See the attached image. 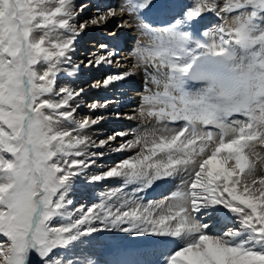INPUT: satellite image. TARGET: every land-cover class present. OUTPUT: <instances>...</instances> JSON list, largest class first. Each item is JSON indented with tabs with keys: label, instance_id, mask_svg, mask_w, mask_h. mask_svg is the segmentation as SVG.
Masks as SVG:
<instances>
[{
	"label": "snow or ice",
	"instance_id": "1",
	"mask_svg": "<svg viewBox=\"0 0 264 264\" xmlns=\"http://www.w3.org/2000/svg\"><path fill=\"white\" fill-rule=\"evenodd\" d=\"M88 7L0 0V264H102L61 255L103 233L143 240L114 264H264V0H123L85 20ZM118 12L152 42L130 68L73 87L84 69L123 67L107 43L74 59L87 31ZM141 73L132 115L105 116L112 99L85 101ZM113 115L142 125L93 140ZM105 148L132 154L105 167ZM176 178L159 202L124 195ZM109 179L121 186L74 207L78 185Z\"/></svg>",
	"mask_w": 264,
	"mask_h": 264
},
{
	"label": "bare ground",
	"instance_id": "2",
	"mask_svg": "<svg viewBox=\"0 0 264 264\" xmlns=\"http://www.w3.org/2000/svg\"><path fill=\"white\" fill-rule=\"evenodd\" d=\"M89 1H91V0H89ZM94 1H96V2L93 5H91V6H90V2L86 1V3L89 5L90 8H92V7L93 8L94 7H96V8L100 7L101 9H103V8H105L108 5H111L113 7H118L123 2V0H104V1L94 0ZM126 18H127V20H125ZM122 19L124 21H126V23H125L124 27H122V28H120L118 30V32L115 35V37H113L114 36L113 34L110 35L112 32L111 33L109 32L110 34H108L106 32V30L108 28H112V26H114L115 24L121 23ZM129 19H130V16H128L127 14H121V13L118 12L117 17L111 18L109 20V22L106 25H104V26L96 27V32L92 33L89 36V37L96 38V40H94V41L91 40L92 42L91 41L89 42V40L86 41V42H83V46H87V44H89L88 48L89 47L90 48H89L88 51H92L93 52L95 49L92 50V48H94L95 46L97 47L98 46L97 45L98 42H99V44L100 43H108V42H110L111 44H114L115 46H119V47H120V45H122L124 43H127V45H128L127 36H132L133 35V33L130 34V32H129V30H131L130 27L132 26L131 25L132 22L128 25V20ZM210 20L213 23H215V16H211ZM134 22H135L136 25L138 24L137 20H134ZM135 28H136V31H139L137 26H135ZM101 32H103L104 34L101 33ZM89 33H91V32H89ZM105 40H107V41H105ZM90 45H92V47ZM83 46H82V48L80 46H77V47L80 50L82 49L81 51H79V52H81L80 55L86 58L87 55H85V54L83 55V53H82L83 50H84ZM89 53H91V52H89ZM81 56H80V58H82ZM122 56H124V58H123L124 60H122L121 58H119V60L121 61V64L123 65V67H121L120 65H113L111 67H103L99 71L92 70V73L90 74V76H89V74L88 75H85V74H87V72L89 73V71H91V70L87 71L88 69H84L83 70V74H82L84 79H82V82L88 81V80L89 81H93V80L101 79L108 73L122 72V71L126 70L127 68H130L131 65L129 64V59L127 58V54H124ZM80 78H81V76L79 77V79ZM144 79L145 78H144L143 74L141 73V74H138V75H136L134 77L129 78L128 80H126L124 82H121L120 84H118L116 86L109 87L107 90L100 89L99 91H97V90H94V89H91V90L89 89V94L85 97V101L88 100L87 102H91L94 99L103 100L105 98L112 99V100H115L116 103H114L113 105H110V108L104 112L105 116H108L110 112H115L116 110H119L121 113H124V114H127V115H132L133 111L136 108H138V106H139L140 97H141V95L143 94V91H144V84H143ZM66 82L67 81H63V80L61 81L62 84L66 83ZM79 83L81 85V80L77 81L75 79V83L72 84V86L73 87H76V86L78 87L77 84H79ZM98 114L99 113H95L93 115H98ZM79 115H81V114H79ZM109 121L110 122L113 121L112 123H114V122L120 123L121 122L128 129L129 128L131 129L132 127H137L139 125L140 126L142 125V122L140 120H128V119H125V118L117 119V118H115L114 115L111 116L109 119H106L102 123L108 124ZM101 124H99V125H101ZM136 129H138V128H136ZM88 134L90 136H92V130ZM260 149H262V148H258L257 149V151L260 153V157H261V159L257 163V175H264V150H260ZM105 152L107 153L108 150H106ZM125 154H129L130 155L132 153L131 152H125ZM110 157H112V156H109V155L105 156L103 158L104 159L103 162H105V164H107V162L109 161ZM176 179H178V178H176ZM176 179H174L173 181L172 180H167V181L159 182L158 185H154L152 189H149V190H151V196L148 197V199H149L148 201L157 200L159 198L157 195L159 193H163L164 192V189H163L162 186H165L166 184H168V185L175 184L176 182H174V181ZM114 181H115V179H109L108 180L107 184H110V185H108L109 189H111L113 186L114 187L116 186ZM104 182H102L101 184L96 185V187L98 189L102 188V184H106ZM118 182H120V181H118ZM119 186H121V185H119ZM130 187L135 188V186H130ZM174 188H175V186H172L171 189L174 190ZM127 189H129V188L126 187L124 189L125 197L128 198V199H133V198L135 199L134 195L131 194L132 190L130 189L131 191H129ZM137 194H141V193H137ZM145 194H147V193L145 192ZM169 194H171V193L169 192ZM165 196H167V195L165 194ZM140 197L144 200V195L143 196L141 195ZM97 236H98L99 239H107L108 238L109 242L108 241H106V242L110 243V240H115L116 238L118 239V237H122V239H123V237H126L127 234H123V233H115V234L103 233V234H97ZM119 239H121V238H119ZM124 240H127V241H125L123 243L121 241L120 242L121 245L120 244L119 245L110 244V249L108 251H104L106 249L103 247L104 244L101 243L100 246L102 247V251L95 252L94 255H98L95 258H97V259H99L101 261V260H104L105 258L108 257V259L105 260L107 264H114L115 261L132 258L130 254L133 253L138 248V246L143 243V240L141 238H135V237H130V236L127 237V238H124ZM101 247H99V248H101ZM88 257H90V258L92 257L93 258L92 254H89ZM34 264H35V260H34ZM102 264H105V262H102Z\"/></svg>",
	"mask_w": 264,
	"mask_h": 264
},
{
	"label": "rangeland",
	"instance_id": "3",
	"mask_svg": "<svg viewBox=\"0 0 264 264\" xmlns=\"http://www.w3.org/2000/svg\"><path fill=\"white\" fill-rule=\"evenodd\" d=\"M86 1H88V2H90V6L91 5H93L96 1H94V0H91V1H89V0H83V2H85L86 3ZM98 1V0H97ZM100 1H104V0H100ZM81 1L79 0H77V3H80ZM96 7H92V8H90V7H88V9H87V11H86V13L84 14V16H83V18L85 19V20H87V19H89L90 17H92L95 13H96ZM216 18V22L218 23L219 22V18H217V17H215ZM229 22H231L230 20H229ZM118 24H120V23H117V24H115L114 26H112V28H108L107 30H106V32L108 33V34H110L111 32V34L110 35H114L113 37H115V35L117 34V32H118V30L120 29V28H117V25ZM132 24H134L133 23V21H132ZM89 32H91V33H89ZM94 32H96V27H92L91 29H89L88 31H87V33L83 36V38H82V40H80L79 41V45L78 46H80L81 48H82V46H83V42H86V41H88L89 40V42L92 40V41H94V40H96V38H93V37H89L92 33H94ZM110 32V33H109ZM89 33V34H88ZM101 33H103V32H101ZM104 34V33H103ZM120 35V34H119ZM85 37V38H84ZM91 41V42H92ZM136 41V40H135ZM97 43V42H96ZM88 45L89 44H87V46H83V48H84V50H83V55L85 54V55H89V52H92V51H88L89 50V48H88ZM97 45L99 46V42L97 43ZM91 47H92V45H90ZM98 46L96 47H94V48H92V50H94L93 52H95L96 51V49L98 48ZM87 47V48H86ZM78 48V47H77ZM86 49V50H85ZM82 50V49H81ZM79 48H78V50H77V52H76V54H75V56L76 57H74V59L76 60V62H79V61H81V60H84L85 59V57H83V56H81L80 54H81V52H79V51H81ZM79 56V57H78ZM80 56L82 57V58H80ZM77 58V59H76ZM119 59V58H118ZM87 71H89V70H87ZM92 73V70L91 71H89V73L87 72V74H85V75H88L89 74V76H90V74ZM77 81H80L81 80V85H80V83L79 84H77L78 85V87H81V86H83V87H87V85L89 84V83H91L92 81H84V82H82V79H84L83 78V75H81V78L79 79V78H75ZM94 79V78H93ZM92 79V80H93ZM63 83V82H62ZM77 87V86H76ZM91 90V89H90ZM88 101V100H87ZM86 101V102H87ZM89 110L85 107V108H83V109H81L80 110V112H79V114H81V115H79V117H83V116H85L86 114H91V113H89L88 112ZM78 117V118H79ZM113 122V121H112ZM112 122H110L109 121V123L108 124H104V123H102L101 125H98L96 128H94V129H92V139L93 140H96L97 142L100 140V139H105V138H107L109 135H111L113 132H115V131H123V130H127L128 128H126L121 122L120 123H116V122H114V123H112ZM112 123V124H111ZM141 126L139 125V126H137V127H132L130 130H134V129H136V128H140ZM128 129V130H129ZM138 129H136V130H138ZM119 143V139L115 142V143H113V147H115L116 146V144H118ZM106 150H108V148H105L104 149V151H106ZM260 150H264V148H262V149H260ZM106 153V152H105ZM112 156V157H110V159H109V161L107 162V164H105V162H103V160H100V161H98V165L99 164H103L105 167H107V166H109V165H111V164H113V163H115V162H117V161H119V160H121L122 158H124L125 156H128L129 154H125V152L124 153H111L109 150H108V152L105 154V156ZM131 155V154H130ZM104 156V157H105ZM113 159V160H112ZM261 159V158H260ZM95 170V169H94ZM117 180V181H116ZM118 181H120V180H118V179H115V181H114V183H115V187H117V186H119V185H121V181L120 182H118ZM173 181V180H172ZM107 182H108V180L107 181H105L104 183H106L107 184ZM102 184V188H97L96 187V185H91V186H86V185H84V184H80V185H78L77 186V191H76V194H75V196H74V199H75V205H74V207H80L81 205H85V206H87V205H92V204H94V203H97L98 202V200H99V198H100V196H101V193H103V192H106V191H108V189H109V186L108 185H110V184ZM119 184V185H118ZM166 184V183H165ZM100 186V185H99ZM165 186H169L168 184H166ZM114 187V186H113ZM112 187V188H113ZM128 188L129 189H127V190H129V191H131V194L132 195H134V197H135V199H139V201L141 202V203H149V202H158V201H161V200H164L167 196H165L164 194H161L160 196H159V198L157 199V200H150V201H148L149 199H148V197H150L151 196V190H147V191H145L147 194H145V192H141V194H137V192L135 191V188H133V187H130V186H128ZM131 189V190H130ZM177 189V188H176ZM176 189H174V190H171V192L170 193H172V192H174V191H176ZM110 190V189H109ZM136 193H135V192ZM168 194V193H167ZM143 196L144 195V200L140 197V196ZM170 195V194H169ZM164 197V198H163ZM134 199V198H133ZM127 237H129V235H127L126 237H123V239H122V237H118V239L116 238L115 240H110V243H107L106 241H108L109 242V240H108V238L107 239H99L98 238V236L96 237V239H93V238H87L85 241H84V243L83 244H80L79 245V247L78 248H76L75 250H74V252L76 253L75 255H73L72 253H62V255H61V259H63L66 255H72V258L73 259H84V257H88V255L89 254H92V256H93V258L94 259H97V258H95V257H97L98 255H93L95 252H98V251H102V247L100 246L101 245V243H103L104 245H103V247L106 249V250H104V251H108L109 249H110V244H115V245H119L120 244V242L122 241V243L123 242H125V241H127V240H124V238H127ZM119 238H121V239H119ZM152 239H154V238H152ZM99 243V244H98ZM121 245V244H120ZM99 247H101V248H99ZM92 258V257H91ZM106 259H108V257L107 258H105L104 260H101L102 262H105V264H107L106 263Z\"/></svg>",
	"mask_w": 264,
	"mask_h": 264
}]
</instances>
